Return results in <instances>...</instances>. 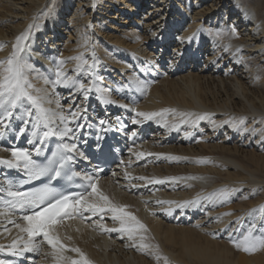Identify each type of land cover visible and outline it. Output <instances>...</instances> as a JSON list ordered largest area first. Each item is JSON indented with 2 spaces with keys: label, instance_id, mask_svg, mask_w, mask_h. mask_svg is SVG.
<instances>
[{
  "label": "bare ground",
  "instance_id": "bare-ground-1",
  "mask_svg": "<svg viewBox=\"0 0 264 264\" xmlns=\"http://www.w3.org/2000/svg\"><path fill=\"white\" fill-rule=\"evenodd\" d=\"M262 3V0H0V60L10 56L17 36L29 25H39L33 29L26 52L28 62L37 70L29 78L36 88L49 94L52 103L45 106L53 111L59 110L57 100L65 115L68 108L78 104L82 111L86 110V123L95 125L99 120H106L113 127L118 124L117 117L143 120L131 109L160 112L168 108L178 113L211 114L210 120L197 121L200 125L196 128L179 122L174 123L178 127H168L162 122V116L145 121L151 125L152 136L132 147V152L125 156V164L99 183L114 203L128 205L127 210L147 226L146 242L159 246L160 259L134 246L125 234L99 227L100 224L119 227L108 216L91 223L75 219L64 221L58 229L61 239L70 247L80 248L92 264H264L263 259H250L209 238L217 232L215 236L222 235L229 240L230 235H238L233 229L239 227L244 232L249 226L250 222L242 223L238 215L242 213H238L237 208L235 211L230 201H201L199 206L183 210L175 209L174 204L156 203L157 200H192L229 181L241 183V188L246 187L242 182H264L258 154L245 150L252 145L251 141L261 147L263 142L258 141L262 134L258 141L251 137L243 140V133L242 137L237 136L221 125H226V117L235 113L264 110L263 103L261 106L256 103L261 102L259 88L264 82V73L259 72V69L264 71ZM34 5L36 7L32 8ZM223 14L229 16L223 17ZM233 26L238 35L230 32ZM218 30L224 35L216 37ZM193 34L195 39L188 42L186 38ZM178 37L185 38V42L181 43ZM226 45L231 47L226 48ZM93 52L98 59L96 78L101 80L97 88L103 91L90 93L86 100L74 88L61 85L53 89L38 78V73L52 78L50 72L56 67L54 58L65 60L64 71L75 77L77 73L72 70L80 61L69 58L83 56L91 64ZM80 78L85 84L91 83L87 76ZM137 79L148 82L147 91L137 90ZM53 92L56 95H52ZM105 100L115 103H105ZM124 104L129 107L120 106ZM19 116L17 111L9 127L4 129V139L11 145L22 138L30 146L28 141L33 138V129L29 124L24 134L18 135L19 129L25 127ZM98 131L96 127H85L79 135L87 141L89 132ZM9 148L0 144V157L10 159V151L5 150ZM139 152L145 155L137 159L135 154ZM170 156L188 159L174 162L165 158ZM247 156H252L249 160L255 165L246 161ZM198 159L211 162H194ZM140 161L143 163L137 164ZM2 166L6 165H0V183L7 184L1 181ZM129 176L202 179L149 184ZM230 183L229 186L234 184ZM187 184L192 186L187 187ZM170 207L174 209L171 215L166 212ZM22 216L15 212L10 219L23 224ZM215 222H221L223 229L212 225ZM204 232L210 236H204ZM18 237L27 239L25 233L0 215V245L3 246L0 264H12L4 258L6 253L27 264H54L52 250L46 242L41 243V237L35 238L36 243L41 244L39 251L17 254L23 247L22 242L16 251L10 250ZM65 255L78 256L74 252Z\"/></svg>",
  "mask_w": 264,
  "mask_h": 264
},
{
  "label": "snow or ice",
  "instance_id": "snow-or-ice-1",
  "mask_svg": "<svg viewBox=\"0 0 264 264\" xmlns=\"http://www.w3.org/2000/svg\"><path fill=\"white\" fill-rule=\"evenodd\" d=\"M37 27H39L37 24L29 25L26 31L17 36L10 56L0 60V140H3L5 136L4 129L9 127V122L17 111L20 112L19 118L25 125V127L19 129L18 135H23L26 126L29 124H31L33 129V138L28 141L32 145V150L15 146L5 149L6 151H10L11 158L5 159L0 157V165H6L8 169L23 173L26 180L20 183L39 182L37 186L26 190H21L20 184L13 183L11 180L7 184L0 183V215L8 219L10 224L14 225L27 236L26 240L23 237H18L14 240L10 246V250L16 251L17 245L22 242L23 247L17 254H22L24 251H39L41 244L36 243L35 238L41 237V243L46 242L52 250L51 255L54 259V264H92V261L87 258L80 248L70 247L64 243L58 232L59 227L64 224L66 219H73L76 216L84 217L85 213H88L91 216L98 217L100 220L108 216L113 222L118 223L119 227L108 228L104 224H100L99 227L107 232L125 234L128 239L134 242V246L160 259L159 246H153L146 242L147 237L145 233L148 231L147 226L132 212L127 210L128 205L114 203L109 195L101 189L97 175L100 169L90 166V157L82 150V146L87 145V141L82 140L79 135L83 128L96 127L101 133H106L112 130L113 125L106 120H99L95 125L86 123V110L82 111L78 104L75 108H68L67 115H65L64 110L60 108L59 100H57L56 104L59 110L53 111L51 108L45 106L52 103L48 99L49 94L43 89L36 88L29 78L30 74L37 72V70L28 62L26 52L29 49L33 36V29ZM230 32L233 35H238L234 26L230 29ZM209 34L211 35L212 33ZM214 35L220 37L224 33L222 30H218ZM177 39L181 43L185 42V38L178 37ZM193 39H195V34L186 38L188 42H191ZM225 47L230 48L231 45H226ZM69 59L80 61L76 68L72 70L77 73L75 77L70 76L64 71L63 65L66 63L65 60H56L54 58L56 67L50 72L52 78L49 79L48 76L39 73L38 78L43 79L44 83L51 85L53 89L61 85L74 88L85 100L89 97L90 93L103 91L97 88L101 80L96 78L95 69L98 66V59L94 52L92 53L91 64L83 56L71 57ZM81 76H87L91 83L85 84L80 78ZM135 84L137 90L147 91L148 82L137 79ZM52 95H56V93L53 92ZM104 102L115 103V101L109 100H105ZM73 103H76L75 100H73ZM120 106L124 108L129 107L127 104ZM131 111L135 112L136 117L143 118V120L133 118L131 120L133 124H141L143 121L152 120L154 117L161 116L165 112L179 115L181 119L178 122L183 124L191 123L195 125L197 121L211 119V114L209 113H178L175 109H162L160 112H143L136 109H131ZM116 120L121 125L117 130H122V121H120L119 117ZM245 120L246 117H232L225 123L238 127L242 126ZM81 121H85V123H81ZM69 124L74 126L69 127ZM166 126L171 127L167 122ZM38 129H42V131L38 132ZM245 130L248 131V129ZM185 135L187 136L189 133H185ZM131 136L135 138L137 133L132 131ZM49 137H58L59 142L56 144L55 150L50 151L48 155H44V158L41 160L39 157L44 154V144ZM96 139L98 141L102 140L103 135H98ZM99 147L100 145L97 144V148ZM129 152H132L131 148ZM34 154L37 159L33 158ZM135 155L137 159H140L144 157L145 153L139 152ZM148 155L164 156V154L153 153H148ZM165 158L171 159L174 162L188 159L178 156ZM194 162L209 163L211 161L198 159ZM82 164L89 167H81ZM78 168L79 170H77ZM129 178L147 181L149 184H166L168 182L202 179V177L196 176H171L162 179L129 176ZM65 179L68 181H78L80 190L64 194L63 191L53 184V181L56 184H60L61 180ZM186 186L191 187L192 185L187 184ZM239 191L241 190L225 186L203 196L198 194L192 200L183 202L157 200L156 203L174 204L175 209L183 210L189 207H197L201 201L227 203ZM256 191L258 190H253V194ZM173 211L174 209L171 207L166 209L169 215ZM256 211L258 210L254 209L253 213ZM15 212L25 213L20 217L24 222L23 224L16 223L15 220L10 219L11 215ZM230 214L226 213L225 215ZM233 232L238 235H230L229 238L237 248L249 253L264 249V219L250 222L244 232H241L239 227L233 229ZM2 247L0 245V248ZM66 252H74L78 256L74 258L65 255Z\"/></svg>",
  "mask_w": 264,
  "mask_h": 264
},
{
  "label": "rangeland",
  "instance_id": "rangeland-1",
  "mask_svg": "<svg viewBox=\"0 0 264 264\" xmlns=\"http://www.w3.org/2000/svg\"><path fill=\"white\" fill-rule=\"evenodd\" d=\"M262 4H263V6H264V0H262ZM34 7H36V5H34L32 8H34ZM263 12H264V7H263ZM227 17V16H229V14L227 15V14H223V17ZM223 20H224V18H223ZM34 43V42H33ZM260 71V74H263L264 73V71H261V69H259ZM262 70H264V69H262ZM263 72V73H262ZM264 75V74H263ZM260 90V91H259ZM259 92L261 93L260 95V97H262L261 98V102H256L257 104H259L260 105V103H263L264 104V82L261 84V88H259ZM261 106V105H260ZM166 109H168V108H166ZM262 110V109H261ZM259 110L258 112H253V113H248V112H246V113H240V114H238V113H235V116H233L232 115V117H246V120H245V123L242 125V126H238V127H233V126H230L229 125V123H225L226 125H224V124H221V125H223L228 131H233L237 136H240V137H242V133L245 135V136H243V140H246V137H251V139H253V140H255V141H258L259 140V138L261 137V135L260 134H262V137L260 138V140L258 141L259 143H262L261 144V147H259L260 145H258V146H256V145H254L253 143H254V141H253V143H252V141H251V146L250 147H245V150H246V148H247V150L249 149V151L250 152H253V153H255V154H258L257 155V157H259L258 159H259V162L261 163V164H259L260 165V167H259V169H262V170H264V167H263V164H264V110ZM261 112V113H260ZM162 117H163V119L164 120H162V122L164 123V124H166V122H167V124L168 125H173L174 127H178L176 124H174V123H176V122H178L181 118H176V116L175 115H170V113H167V112H165V113H162V115H161ZM230 117V118H229ZM231 116H227L226 117V119H228V120H230L231 118H232ZM253 117V118H252ZM256 119V120H255ZM228 120H226V121H228ZM225 121V122H226ZM187 125H192V126H194L195 128L196 127H198L199 125H200V122H197L195 125H193V124H191V123H189V124H187ZM248 125V126H247ZM183 126H185V124H183ZM230 126V129H228V127ZM248 129V127H249V129H248V131H246L245 129L246 128ZM251 128V129H250ZM258 128V129H257ZM177 129V128H176ZM244 129V130H243ZM241 130V131H240ZM252 130H253V132H252ZM258 130V131H257ZM259 130H260V133L258 134L257 132H259ZM236 131V132H235ZM257 131V132H256ZM263 131V133H261ZM251 132L253 133V134H251ZM251 135H250V134ZM259 135H260V137H259ZM254 137V138H253ZM260 141H262V142H260ZM251 148V149H250ZM248 157V156H247ZM241 158H242V156H241ZM243 158H245V157H243ZM263 158V159H262ZM249 159H252V156H249L248 157V159L246 158V161H249L251 164H254L255 165V163H254V161H252V160H249ZM244 160V159H243ZM262 167V168H261ZM262 176H264V171H263V174H262ZM261 176V177H262ZM242 177V176H241ZM240 177V178H241ZM234 178V177H233ZM239 178V179H240ZM263 178V177H262ZM235 179V178H234ZM264 179V178H263ZM231 181H229V182H226V183H222V185H220L219 187H218V189L220 188V187H225L226 186V184H227V186L228 187H233V188H237V189H240L241 191H239V192H237V193H235L234 194V198H232L231 200H229L230 201V204H232V206L234 207V210L236 211L237 209H239L237 212L238 213H242V214H238V215H240V219L242 218L243 219V221H242V223H248V222H253V221H260V220H262L263 218H264V182H262V181H254L252 184H251V182H248L249 184H245V182H244V184H243V182H242V185H246V187H244V188H241V183H235V181L233 182H231ZM228 183H230V185L232 184V183H234V184H236L237 186H235L234 184H232L231 186H229V184ZM224 185V186H223ZM234 185V186H233ZM253 190H258V191H256L255 192V194H253ZM188 198V197H187ZM242 200V201H241ZM252 201V202H251ZM254 203V204H253ZM240 205V206H242V207H237L236 205ZM245 205V207H243ZM263 207H262V206ZM251 206V207H250ZM237 208V209H236ZM245 208V209H244ZM252 208V209H251ZM262 208V209H261ZM250 209V210H249ZM254 209H256V210H258V212L256 211L255 213H253V210ZM207 211V209H204L203 211ZM241 210V211H240ZM248 211V212H247ZM247 212V213H246ZM250 212V213H249ZM244 213H246V215L244 214ZM251 215L250 216V218H248L249 216V214ZM248 214V215H247ZM253 214V215H252ZM256 215V216H255ZM248 216V217H247ZM247 218L246 220L244 219V218ZM253 217L255 218V219H253ZM239 219V220H240ZM249 219H251L250 221H249ZM224 222H228V221H224ZM221 222H215L214 224H212V225H215V226H217L218 228H220V229H223V226H222V228H221ZM249 224V223H248ZM209 225V224H208ZM211 225V224H210ZM231 225H233L232 223H231ZM203 227H204V225H203ZM228 226H226V228L225 229H228L227 228ZM217 229V228H216ZM224 229V230H225ZM222 232V231H221ZM206 233V234H205ZM203 234H205L204 236H206L207 235V237H209L210 236V234L209 233H207V232H204ZM213 234H214V236H210L209 238L210 239H215V240H217L219 243H220V246H222V247H229V249L231 250V251H234V252H236V253H240V254H244V255H246V257H248V258H250V259H256V258H260V259H263V261H264V249H261V250H258V251H256V252H252V253H249V252H245V251H243L242 249H239V248H237L236 246H235V244L232 242V241H230V239L228 240V238L226 239V238H224V236H222V235H220V236H215V234H217V232H213ZM222 236V237H221ZM211 237H214V238H211ZM219 237V238H218ZM223 241H222V240ZM226 242V243H225ZM225 244V245H224ZM224 245V246H223ZM256 254V255H255ZM252 257V258H251Z\"/></svg>",
  "mask_w": 264,
  "mask_h": 264
}]
</instances>
